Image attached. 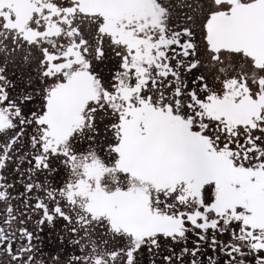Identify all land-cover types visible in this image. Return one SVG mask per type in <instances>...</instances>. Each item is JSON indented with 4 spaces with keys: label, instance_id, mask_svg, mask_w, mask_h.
Segmentation results:
<instances>
[{
    "label": "snow or ice",
    "instance_id": "1",
    "mask_svg": "<svg viewBox=\"0 0 264 264\" xmlns=\"http://www.w3.org/2000/svg\"><path fill=\"white\" fill-rule=\"evenodd\" d=\"M0 264H264V0H0Z\"/></svg>",
    "mask_w": 264,
    "mask_h": 264
}]
</instances>
